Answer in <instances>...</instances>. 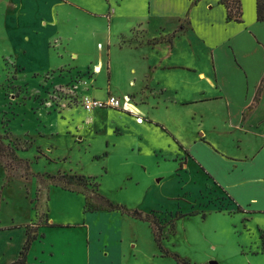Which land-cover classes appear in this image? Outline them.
I'll use <instances>...</instances> for the list:
<instances>
[{
	"label": "rangeland",
	"instance_id": "374dc122",
	"mask_svg": "<svg viewBox=\"0 0 264 264\" xmlns=\"http://www.w3.org/2000/svg\"><path fill=\"white\" fill-rule=\"evenodd\" d=\"M68 2L74 11L98 6L97 0ZM43 7L44 0H0V264L20 258L28 235L26 264H62L76 255L87 264L104 245L120 250L122 264H258L248 246L260 235L223 215L235 208L228 197L212 183L199 190L188 175L178 182L177 169L188 170L185 153L173 156L164 137L156 144L162 152L145 144L131 149L132 124L105 108L97 114L111 122L109 131L96 134L84 122V76L67 75L71 67L45 73L54 60L41 46L36 55L30 51L46 36L45 23L37 26L34 17ZM89 69L91 78L96 72ZM185 182L196 186L195 196L181 188ZM101 194L126 208L116 210L122 222L92 215L99 210L87 201L101 205ZM134 210H146L148 220ZM190 211L197 212L182 216ZM58 223L84 227H48ZM99 264L107 262L99 258Z\"/></svg>",
	"mask_w": 264,
	"mask_h": 264
},
{
	"label": "crops",
	"instance_id": "0c3cea01",
	"mask_svg": "<svg viewBox=\"0 0 264 264\" xmlns=\"http://www.w3.org/2000/svg\"><path fill=\"white\" fill-rule=\"evenodd\" d=\"M68 1L44 0L34 16L37 26L45 23L46 36L36 32L30 51L36 55L41 46L56 64L44 72L71 67L67 75L84 76V93L129 96L128 110L105 109L132 124L131 149L145 144L162 152L156 144L164 137L175 147L173 156L185 153L193 174L178 168V182L188 175L199 190L212 183L222 191L235 207L223 215L260 235L248 250L264 264V21L257 19L256 0H241L242 21L227 19L222 0H97L96 8L75 11ZM90 66L96 72L91 78ZM83 110L81 118L96 134L109 131L111 122L97 109ZM184 186L195 196L193 183ZM91 213L123 219L116 210ZM58 224L48 227H84ZM102 249L98 257L107 264L121 263L119 249ZM99 258L90 254L87 264H99ZM62 264H82L81 257Z\"/></svg>",
	"mask_w": 264,
	"mask_h": 264
},
{
	"label": "trees",
	"instance_id": "16d2710c",
	"mask_svg": "<svg viewBox=\"0 0 264 264\" xmlns=\"http://www.w3.org/2000/svg\"><path fill=\"white\" fill-rule=\"evenodd\" d=\"M222 2L225 4L227 8V19H235L237 21H242L241 16L243 14L242 12V4L241 0H222ZM256 5H257V19L259 21H264V0H256ZM101 200V205L98 204H91L89 201H87V204L90 205V209L92 211L95 210H125L126 208L122 205L119 204H114L112 201H110L106 196L101 194L100 196ZM197 211H190L188 213L183 214L182 216L189 215V214H194ZM133 214L136 217H139L141 219L148 220V214H146L144 211L141 210H134ZM181 216V214L179 215ZM28 235V233H27ZM33 240V238L27 237L23 249L20 251V258L12 263L9 264H14V263H19V264H26L27 260L25 259L26 257V251L29 248V243L30 241ZM183 264H189L186 260L183 261Z\"/></svg>",
	"mask_w": 264,
	"mask_h": 264
},
{
	"label": "built area",
	"instance_id": "2783aa9c",
	"mask_svg": "<svg viewBox=\"0 0 264 264\" xmlns=\"http://www.w3.org/2000/svg\"><path fill=\"white\" fill-rule=\"evenodd\" d=\"M130 100L129 96H124L123 99L115 96V95H108L107 98L101 99L97 98L91 94H85L82 97V105L83 108L87 111H93L98 108H107V107H115L124 110H128V102ZM138 120H142L138 118Z\"/></svg>",
	"mask_w": 264,
	"mask_h": 264
},
{
	"label": "bare ground",
	"instance_id": "6f19581e",
	"mask_svg": "<svg viewBox=\"0 0 264 264\" xmlns=\"http://www.w3.org/2000/svg\"><path fill=\"white\" fill-rule=\"evenodd\" d=\"M127 100H129V99H127ZM128 103L130 104V100H129V102H128ZM129 104H128V105H129ZM128 107H129V106H128Z\"/></svg>",
	"mask_w": 264,
	"mask_h": 264
},
{
	"label": "water",
	"instance_id": "95a60500",
	"mask_svg": "<svg viewBox=\"0 0 264 264\" xmlns=\"http://www.w3.org/2000/svg\"><path fill=\"white\" fill-rule=\"evenodd\" d=\"M212 264H216V262H212Z\"/></svg>",
	"mask_w": 264,
	"mask_h": 264
}]
</instances>
